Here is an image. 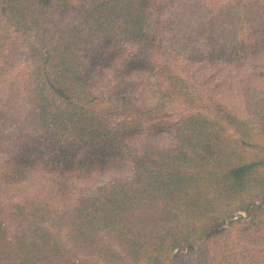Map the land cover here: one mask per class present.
<instances>
[{
	"label": "trees",
	"instance_id": "16d2710c",
	"mask_svg": "<svg viewBox=\"0 0 264 264\" xmlns=\"http://www.w3.org/2000/svg\"><path fill=\"white\" fill-rule=\"evenodd\" d=\"M0 264H264V0H0Z\"/></svg>",
	"mask_w": 264,
	"mask_h": 264
},
{
	"label": "rangeland",
	"instance_id": "374dc122",
	"mask_svg": "<svg viewBox=\"0 0 264 264\" xmlns=\"http://www.w3.org/2000/svg\"><path fill=\"white\" fill-rule=\"evenodd\" d=\"M122 45H126V43H122ZM98 64L93 66V73L95 75L98 74ZM141 77L148 78V80H143ZM139 85H138V81ZM128 93L136 99V101H150L152 99V93H153V86L151 83L150 76H147V73L145 70L139 69L138 71H134L128 78ZM105 174H97L95 175L94 179L97 181H103L105 179ZM196 254H189L185 255V259H192L196 257Z\"/></svg>",
	"mask_w": 264,
	"mask_h": 264
}]
</instances>
